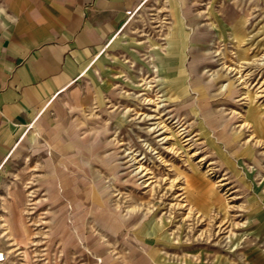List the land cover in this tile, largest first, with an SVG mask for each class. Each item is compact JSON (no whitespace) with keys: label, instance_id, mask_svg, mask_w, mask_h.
Listing matches in <instances>:
<instances>
[{"label":"rangeland","instance_id":"rangeland-1","mask_svg":"<svg viewBox=\"0 0 264 264\" xmlns=\"http://www.w3.org/2000/svg\"><path fill=\"white\" fill-rule=\"evenodd\" d=\"M28 3L0 0V66ZM138 3L15 99L0 264H264V0Z\"/></svg>","mask_w":264,"mask_h":264},{"label":"crops","instance_id":"crops-1","mask_svg":"<svg viewBox=\"0 0 264 264\" xmlns=\"http://www.w3.org/2000/svg\"><path fill=\"white\" fill-rule=\"evenodd\" d=\"M137 1L30 0L7 43V63L0 66V153L16 113L15 99L47 84L64 88Z\"/></svg>","mask_w":264,"mask_h":264},{"label":"built area","instance_id":"built-area-1","mask_svg":"<svg viewBox=\"0 0 264 264\" xmlns=\"http://www.w3.org/2000/svg\"><path fill=\"white\" fill-rule=\"evenodd\" d=\"M133 8H129L125 11V14L128 16L132 13ZM5 258V253L3 251H0V262H2Z\"/></svg>","mask_w":264,"mask_h":264},{"label":"bare ground","instance_id":"bare-ground-1","mask_svg":"<svg viewBox=\"0 0 264 264\" xmlns=\"http://www.w3.org/2000/svg\"><path fill=\"white\" fill-rule=\"evenodd\" d=\"M132 12H133V11H132ZM131 14H132V13H131ZM131 14H130V15H128V17H129V16H131ZM88 65H89V64H88Z\"/></svg>","mask_w":264,"mask_h":264}]
</instances>
